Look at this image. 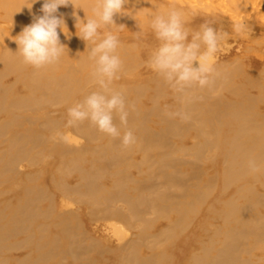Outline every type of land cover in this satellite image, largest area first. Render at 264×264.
<instances>
[{
    "label": "bare ground",
    "instance_id": "1",
    "mask_svg": "<svg viewBox=\"0 0 264 264\" xmlns=\"http://www.w3.org/2000/svg\"><path fill=\"white\" fill-rule=\"evenodd\" d=\"M43 2L29 9L31 0H0V264H264V81L237 79L242 62H218L215 90L182 102L155 73L138 70L153 48L120 39L126 74L114 86L135 104L127 128L137 143L125 148L87 122L67 128L68 108L94 90L73 15L91 18L92 0L77 4L85 12L58 9L64 55L36 70L13 38L43 15ZM197 4L236 20L256 9L264 23V0H128L129 15L114 20L149 23V13L175 5L190 29L225 22ZM181 109L189 121L165 115ZM250 159L259 172L249 171Z\"/></svg>",
    "mask_w": 264,
    "mask_h": 264
},
{
    "label": "clouds",
    "instance_id": "2",
    "mask_svg": "<svg viewBox=\"0 0 264 264\" xmlns=\"http://www.w3.org/2000/svg\"><path fill=\"white\" fill-rule=\"evenodd\" d=\"M36 2L38 0H31L30 6H25L31 9ZM81 2L82 0H44L41 8L43 15L34 16L33 22L13 38L18 45L16 53L24 65L40 70L60 63L65 50L60 41V31L68 35V29L63 16L57 14L58 9L71 3L74 8L84 10L77 6ZM127 2L128 0H92V16L89 18L84 10V20L73 13L77 35L88 45L87 59L91 63L90 77L94 90L68 108L65 125L67 128H75L87 122L100 133L119 139L125 148L137 143L134 132L127 128L129 117L136 109L135 104L129 102L126 91L114 86L126 73L119 53L121 41L112 29L123 28V25H116L114 17L117 14L129 15L124 8ZM149 15L151 19L148 27L154 33L158 45L147 60V67L182 102H190L197 91H214L217 82L223 78L217 67L219 55L232 47L229 43L230 34L214 27L211 21H205L196 30L190 29L187 26L188 14L175 5ZM232 28L235 37L247 38L249 35V26L243 19L234 21ZM141 34L142 30L137 33V38ZM165 115L185 122L191 119L190 113L184 109L166 112ZM122 127L126 129L123 133ZM56 135L66 142L71 141L69 134ZM248 168L252 173L260 171V165L254 159L248 161Z\"/></svg>",
    "mask_w": 264,
    "mask_h": 264
},
{
    "label": "rangeland",
    "instance_id": "3",
    "mask_svg": "<svg viewBox=\"0 0 264 264\" xmlns=\"http://www.w3.org/2000/svg\"><path fill=\"white\" fill-rule=\"evenodd\" d=\"M187 4H188V2H187ZM196 6H197L196 9H198L201 12H204L206 15H209L211 17L216 16L219 18H223L225 22L220 23L219 25L216 24L214 27H216L217 29H222L225 32H228L231 36L229 43L232 45V47L229 49H225V52L219 55V61L218 62L225 64L228 68L233 67L230 65L232 63L236 62L235 64H237V63L240 64V62H242L240 65L241 66V71H240L241 73L239 72V73H236V75H235V77L237 79H244L245 76L248 74V76L250 75V76L254 77L256 80H258V78H259V80L264 81V36H263L264 35V23L259 22L257 10L256 9H251V10L249 9V10H244L241 13L242 16L240 17V19H243L249 26V35L247 38H238V37H235V35L233 33V28H232V25H233L234 21H236V19L231 17L230 14L224 8L219 7V6L211 7V8H205V7H203V5H200V4H197ZM249 11L251 13H249V15H248ZM1 13H2V11L0 10V23H5L4 19H3V14L1 15ZM248 20H250V21L253 20L255 23H248ZM148 24L149 23H145V21H143V20H141V21L139 20V21H136L135 23H124V24H122L123 28L121 30H117V29L113 28L112 31L114 34H117L119 36V38L121 40H123L124 43H126V45L132 46L136 42H139V43H144L146 48L151 47L154 49L158 45V41L156 40L155 35L152 32V30L148 27ZM195 24L201 25L202 23H195ZM141 30H142V34L140 35L139 38H137V33ZM257 37L260 39H258ZM153 41H156V43ZM262 41H263V43H262ZM83 44L87 45V43L85 41H83ZM251 46H252V48H251ZM149 56L148 55L143 56V58L141 57L140 59H138L139 62H141L139 64L140 67L138 66V70H141L144 75L154 73L150 70V68L147 67V64H146ZM236 57L239 60H237ZM144 60H145V62H144ZM230 61H232V63L229 64L228 62H230ZM232 65H234V64H232ZM257 73H258V75H257ZM255 74L257 75V77L255 76ZM261 77H263V79ZM90 85H91V83H90ZM247 90L251 93H254V94L257 93L256 87H248ZM171 91L172 90L168 87L167 92L169 93ZM172 98L173 97L171 96V99ZM262 109H263V107H262ZM193 140H194L193 138L188 139L189 142H192ZM24 169L27 170L28 168H24ZM23 249L24 248L14 250L13 256L15 257L17 255L16 257H22L26 251L25 249L24 250ZM243 264H247V263L243 262Z\"/></svg>",
    "mask_w": 264,
    "mask_h": 264
}]
</instances>
